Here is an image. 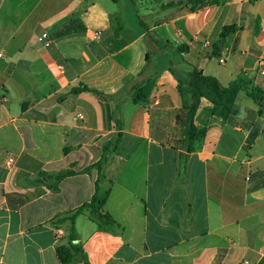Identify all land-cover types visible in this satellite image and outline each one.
Instances as JSON below:
<instances>
[{
	"label": "crops",
	"instance_id": "crops-1",
	"mask_svg": "<svg viewBox=\"0 0 264 264\" xmlns=\"http://www.w3.org/2000/svg\"><path fill=\"white\" fill-rule=\"evenodd\" d=\"M137 1L0 0V264H61L95 184L88 264H264V0ZM192 69L245 88L199 99L186 154Z\"/></svg>",
	"mask_w": 264,
	"mask_h": 264
},
{
	"label": "trees",
	"instance_id": "trees-1",
	"mask_svg": "<svg viewBox=\"0 0 264 264\" xmlns=\"http://www.w3.org/2000/svg\"><path fill=\"white\" fill-rule=\"evenodd\" d=\"M197 3H200L201 0H197ZM214 2V1H213ZM237 29L234 26L225 27L221 31V39L225 36L235 32ZM186 85V91L189 93V104L188 106L184 107L183 110L185 111L184 121L186 123V133L183 137V142L185 143V152L186 154L192 151V144L196 138L199 137V131L193 125V116L196 111L199 99L201 97L206 98L209 100L215 107H221L225 112V117H228L232 114L231 106L237 93L245 88V85L242 81L233 82L226 87L221 86L217 80L211 76H205L200 71L196 69H192L187 76V81L179 82V93H183V87ZM145 87V86H144ZM143 88H139L135 95L137 96L134 98L135 102L141 101L139 95L145 90ZM79 90L81 91H92L95 94L99 93L95 90H90L86 87H81ZM258 94H261L260 91L253 89L249 94L250 97L254 100H259ZM213 112L215 109L212 110ZM180 119V116L177 117ZM120 136V133H117L116 140ZM106 153V149H104ZM186 155L181 154V167L185 161ZM102 163V159L99 160L97 163L93 165L99 169ZM88 170V169H87ZM74 172L70 170L62 171L57 173L56 175L49 176L43 175L47 180H53L55 183L61 181L62 179L66 178L67 176L73 175ZM53 191L57 190V187H51ZM97 193H98V184H95V192L91 197V200L88 203L83 204L82 206L78 207L72 212H69L61 218V221H68L70 224L66 242L64 244H60L56 247V255L61 264H75L82 262L84 264H88L86 257L83 253L82 247L80 245V241L74 229V221L77 216L83 214L85 211H89L91 215H95L96 222L99 228L105 229V225L109 223L108 217L103 215L99 207L97 206Z\"/></svg>",
	"mask_w": 264,
	"mask_h": 264
},
{
	"label": "built area",
	"instance_id": "built-area-1",
	"mask_svg": "<svg viewBox=\"0 0 264 264\" xmlns=\"http://www.w3.org/2000/svg\"><path fill=\"white\" fill-rule=\"evenodd\" d=\"M2 55L0 54V57ZM220 63H223V60H219ZM256 68H257V71L261 74V75H264V59H260L258 61H256ZM11 162V160H9V163Z\"/></svg>",
	"mask_w": 264,
	"mask_h": 264
},
{
	"label": "rangeland",
	"instance_id": "rangeland-1",
	"mask_svg": "<svg viewBox=\"0 0 264 264\" xmlns=\"http://www.w3.org/2000/svg\"><path fill=\"white\" fill-rule=\"evenodd\" d=\"M137 2H138L139 15H144L146 12H145V9L143 8V6L145 7L146 5H149L150 1L144 0L143 2H139V1H137ZM124 6H123V11H126V8H124Z\"/></svg>",
	"mask_w": 264,
	"mask_h": 264
},
{
	"label": "water",
	"instance_id": "water-1",
	"mask_svg": "<svg viewBox=\"0 0 264 264\" xmlns=\"http://www.w3.org/2000/svg\"><path fill=\"white\" fill-rule=\"evenodd\" d=\"M221 46V44H219Z\"/></svg>",
	"mask_w": 264,
	"mask_h": 264
}]
</instances>
